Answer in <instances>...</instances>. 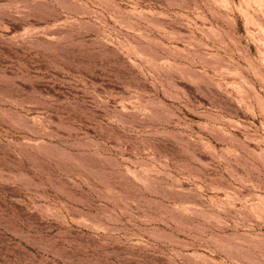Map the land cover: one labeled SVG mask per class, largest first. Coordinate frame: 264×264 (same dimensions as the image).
<instances>
[{
    "label": "rangeland",
    "instance_id": "374dc122",
    "mask_svg": "<svg viewBox=\"0 0 264 264\" xmlns=\"http://www.w3.org/2000/svg\"><path fill=\"white\" fill-rule=\"evenodd\" d=\"M0 264H264V0H0Z\"/></svg>",
    "mask_w": 264,
    "mask_h": 264
}]
</instances>
